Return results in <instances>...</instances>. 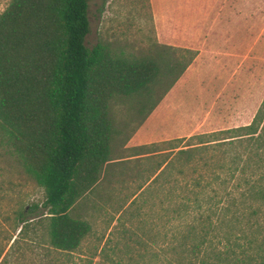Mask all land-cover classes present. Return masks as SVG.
Instances as JSON below:
<instances>
[{"label": "rangeland", "instance_id": "374dc122", "mask_svg": "<svg viewBox=\"0 0 264 264\" xmlns=\"http://www.w3.org/2000/svg\"><path fill=\"white\" fill-rule=\"evenodd\" d=\"M86 17L87 48L184 67L109 100L108 162L68 212L89 225L71 253L49 246L43 188L0 120V264H159L180 227L173 209L219 156L176 152L249 122L264 93V0H87Z\"/></svg>", "mask_w": 264, "mask_h": 264}, {"label": "trees", "instance_id": "16d2710c", "mask_svg": "<svg viewBox=\"0 0 264 264\" xmlns=\"http://www.w3.org/2000/svg\"><path fill=\"white\" fill-rule=\"evenodd\" d=\"M86 10L87 0H10L0 13V120L43 188L49 246L65 253L89 232L68 212L108 162L109 100L143 95L184 67L87 48ZM209 135L176 152L185 162L207 146L219 156L201 163L205 176L173 209L180 227L157 262L264 264V93L249 122Z\"/></svg>", "mask_w": 264, "mask_h": 264}]
</instances>
